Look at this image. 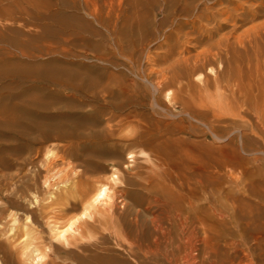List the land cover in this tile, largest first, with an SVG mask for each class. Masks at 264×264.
Instances as JSON below:
<instances>
[{
  "label": "rangeland",
  "instance_id": "obj_1",
  "mask_svg": "<svg viewBox=\"0 0 264 264\" xmlns=\"http://www.w3.org/2000/svg\"><path fill=\"white\" fill-rule=\"evenodd\" d=\"M186 3L191 5L188 11L184 9ZM95 5L105 22L92 21L87 16L97 30L92 33L73 15H91L88 6ZM140 9L147 10L152 32L143 34L133 46L132 38L119 32L122 18L133 11L126 1L120 4L118 0H0V10L12 11L11 15L0 14V33L6 40L0 44L13 50L26 47L40 64L57 62L50 67L62 69L69 65L71 71L81 74L86 66H93L101 82L109 84L115 93L117 89L110 77L113 74L135 85L137 91L132 96L144 103L125 112L137 110L162 123L187 116L180 107L169 104L165 98L169 91L156 93L149 82L156 78L155 71L207 48L218 52V59L212 58L204 72L191 77L197 86L179 91V95L188 102H199L200 94L218 101L217 115L207 111L201 121L187 118L186 122L192 131L189 139L205 138L218 145V203L229 209L224 218L218 215V221H224L218 222V258L230 256L235 264H249L253 258L261 264L264 116L259 106L264 102V0H155L152 6L142 0ZM32 15L45 18L40 21ZM115 15H121L116 29ZM197 15H216V19L203 20L202 27L199 23L194 27ZM66 24L76 29L62 33ZM205 29L212 34L208 41L203 40L208 33ZM61 95L59 105L68 97L65 91ZM157 95L162 98L161 104L154 100ZM135 119L139 117L133 114L128 118ZM64 145L63 141L53 140L40 145V149L29 146L23 153L1 157L0 264H93L96 254L108 256L115 264H168L161 253L155 258L143 253L135 257L130 253L128 239L116 237L104 225L94 230L90 223L82 225L79 220L92 195L101 185L110 183L115 168L124 182L117 186L125 185L136 192L134 197L125 194V203L119 201L121 193L115 194L113 210L117 216L128 206L144 211L148 220L160 212L156 196L148 191L155 189L157 180L153 176H139V183L128 182V163L147 176V166L151 165L148 149H127V142L123 141L121 157L88 163L61 158ZM129 150L134 152L133 158L129 157ZM187 171L190 178L176 179L175 185L191 196L198 185L194 170ZM193 202L198 204L197 200ZM90 211L102 223L109 220L107 211L99 207ZM78 227L81 234L74 231ZM256 227L263 230L256 231ZM230 242L236 247H230ZM40 255L43 259L37 263ZM188 263L183 256L176 264Z\"/></svg>",
  "mask_w": 264,
  "mask_h": 264
},
{
  "label": "bare ground",
  "instance_id": "obj_2",
  "mask_svg": "<svg viewBox=\"0 0 264 264\" xmlns=\"http://www.w3.org/2000/svg\"><path fill=\"white\" fill-rule=\"evenodd\" d=\"M118 1L120 4L126 1L132 6V13L122 18L119 32L132 38L134 46L143 34L152 32L148 12L140 9L142 0ZM145 1L148 6L155 3V0ZM190 8L191 5L186 3L184 9L188 11ZM88 10L91 15L76 14L73 17L86 24L89 32L97 33L92 21L105 22L103 15H100L101 11L96 5L88 6ZM11 13L0 10V14ZM32 16L40 21L45 18L44 15ZM115 16L114 29L121 15ZM211 19H216V15H197L193 26ZM73 28V25L66 24L62 27V33ZM211 35L210 32L204 34L203 40H210ZM2 40L5 39L0 33V42ZM34 56V52L26 47L13 50L0 44V162L6 154L23 153L29 146L40 149V145L53 140L65 143L61 158L71 157L88 163L121 157L119 149L123 148V141L127 142V149L144 147L149 151L148 161L151 162L147 166V176H142L135 165L128 163L126 168L132 177L128 182L139 183L137 177L148 179L153 176L157 180L153 185L155 189L148 191L156 196L160 212L154 213L148 220L144 217V211L128 206L117 216L113 210L115 194L121 193L119 201L125 203V194L134 197L136 192L125 185L117 186L124 182L115 168L110 183L101 185L92 195L87 211L79 219L81 224L90 223L94 230L103 225L111 228V234L131 242L130 253L135 257L143 253L155 258L157 253H161L168 264H176L183 256L188 264H235L230 256L218 258V222L224 223L218 221V215L224 218L229 213L226 206L218 203V145L205 138L189 139L192 131L186 125L187 118L201 121L207 111L217 115L218 101L206 99L200 94L199 102L194 99L188 102L179 95L197 86L191 77L204 72L212 58L218 59V52L207 48L192 56H182L156 71L151 70L157 74L155 79H149L156 93L161 95L169 91L165 94L169 104L180 107L187 116L163 123L137 110L125 112L138 103L144 105L132 96L137 91L135 85L111 74L112 83L117 89L114 93L109 84L101 82L93 66H86L80 74L71 71L69 65L62 69L60 66L50 67L51 63L57 64L56 61L40 64L32 59ZM205 78L207 84L208 75ZM216 79L218 82V77ZM199 86L203 87L201 84ZM172 88L174 90L170 93ZM61 91H65L68 97L59 105ZM154 100L157 104L162 102L158 95ZM259 108L264 116V102ZM131 114L139 119L128 120ZM127 128L128 131L124 133ZM129 151V157L133 158L134 152ZM187 169L194 170L198 185L191 196L175 185L176 179L190 178ZM45 183L50 184L48 180ZM207 191L209 193L205 196ZM193 199L198 201L197 205ZM96 207L107 211V222L102 223L94 218L90 209ZM90 218L92 222L88 220ZM259 230L263 229L256 227V231ZM74 231L82 233L79 227ZM64 233L65 230L61 235L64 236ZM229 246L235 248L236 244L230 242ZM259 247L264 249V240L259 241ZM42 259L43 255L38 256L37 263ZM93 259V264H115L104 255L96 254ZM249 264H256L255 260L252 258ZM261 264H264V258Z\"/></svg>",
  "mask_w": 264,
  "mask_h": 264
}]
</instances>
